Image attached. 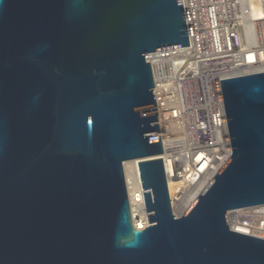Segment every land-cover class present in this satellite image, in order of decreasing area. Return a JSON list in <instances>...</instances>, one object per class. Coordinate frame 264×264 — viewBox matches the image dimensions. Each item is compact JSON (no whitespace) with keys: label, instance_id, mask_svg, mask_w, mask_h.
<instances>
[{"label":"water","instance_id":"1","mask_svg":"<svg viewBox=\"0 0 264 264\" xmlns=\"http://www.w3.org/2000/svg\"><path fill=\"white\" fill-rule=\"evenodd\" d=\"M187 46L182 0H0V264H264L228 218L264 205V74L221 81L231 158L172 212L149 60Z\"/></svg>","mask_w":264,"mask_h":264},{"label":"built area","instance_id":"2","mask_svg":"<svg viewBox=\"0 0 264 264\" xmlns=\"http://www.w3.org/2000/svg\"><path fill=\"white\" fill-rule=\"evenodd\" d=\"M182 4L189 46L149 60L158 114L154 125L160 130L152 138L161 139L163 154L157 159L163 160L175 218L207 188L199 185L202 177L212 174V182L231 158L221 81L264 74V16L247 20L242 0ZM126 183L132 215L137 210L147 217L140 175ZM228 218L232 232L264 240V205L232 211Z\"/></svg>","mask_w":264,"mask_h":264},{"label":"bare ground","instance_id":"3","mask_svg":"<svg viewBox=\"0 0 264 264\" xmlns=\"http://www.w3.org/2000/svg\"><path fill=\"white\" fill-rule=\"evenodd\" d=\"M242 14L247 20H257L264 16V0H242ZM126 180L130 183H134L137 177H139V170L137 162H128L124 165ZM212 174H205L202 177V181L199 183L200 186H207L211 183ZM136 223L142 229L144 227L143 222L148 221L147 217L143 213L135 212L133 213Z\"/></svg>","mask_w":264,"mask_h":264},{"label":"rangeland","instance_id":"4","mask_svg":"<svg viewBox=\"0 0 264 264\" xmlns=\"http://www.w3.org/2000/svg\"><path fill=\"white\" fill-rule=\"evenodd\" d=\"M146 222H148V221H146ZM143 224H144V222H143ZM144 227H145V225H144ZM144 227H143V228H144ZM138 228H140V227H138ZM140 229H141V228H140Z\"/></svg>","mask_w":264,"mask_h":264}]
</instances>
